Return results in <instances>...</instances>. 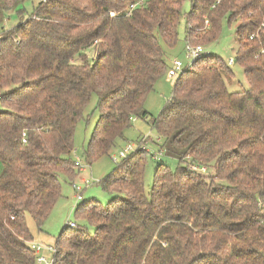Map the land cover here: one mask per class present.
Wrapping results in <instances>:
<instances>
[{"label":"trees","instance_id":"trees-1","mask_svg":"<svg viewBox=\"0 0 264 264\" xmlns=\"http://www.w3.org/2000/svg\"><path fill=\"white\" fill-rule=\"evenodd\" d=\"M25 1L0 0V264L37 262L26 217L41 230L59 174L76 178L75 128L93 95L89 165L140 118L178 166L157 164L146 191L144 149L116 163L99 180L116 196L76 209L90 228L66 224L53 264H264V0H191L185 41L238 23L234 63L248 87L228 90L232 71L207 55L149 120L143 104L167 71L163 46L177 43L185 0H145L130 14L134 0H40L29 13ZM12 12L19 22L4 29Z\"/></svg>","mask_w":264,"mask_h":264},{"label":"rangeland","instance_id":"rangeland-1","mask_svg":"<svg viewBox=\"0 0 264 264\" xmlns=\"http://www.w3.org/2000/svg\"><path fill=\"white\" fill-rule=\"evenodd\" d=\"M40 0H27L22 5L29 13L33 6L37 5ZM191 0H185L182 7V17L178 24V39L173 48L163 46L165 51V60L167 66H171L173 60H179L183 65L186 64V55L184 46L186 43L187 23L185 15L189 11ZM19 19L12 12L8 18L3 22L4 29L10 28L17 24ZM238 23H233L230 26L224 21L221 25L219 36L206 43V41L199 42L203 46L204 51L208 55L217 56L223 60L233 73V77H224L225 84L230 91H242L248 87V82L243 74V69L236 63L228 64L229 59L234 60L235 51L237 49V35L235 32ZM176 77L170 78L165 72L156 81L153 90L146 97L143 108L148 113V120L152 117L158 116L161 111L167 106L171 97L173 83ZM97 97L92 96L87 108L84 112V118L78 121L74 133V152L72 154L73 160L79 161L84 167L83 171H78L76 178L69 179L65 174H59L60 180V196L54 204L52 210L44 221L41 230H37L33 219L30 216L26 217V224L33 236L30 244H42L43 250L41 254L47 259L54 255L52 250L48 249V245L54 248V240L58 234L63 230L68 222H75L78 227L90 228L88 223L83 219H78L75 216L76 209L82 204H88L92 201H98L102 204L108 202L112 197L116 196L113 193L104 192L99 185V180L103 177L113 173L116 163L123 158L120 157L119 152L125 151L127 143L133 145V150L138 146L140 140L144 138L142 145L148 153L146 159V168L144 174V187L147 191L152 183V177L155 172V167L159 163L166 164L171 171H175L178 166V161L174 157L167 156L161 148H159L161 139L157 132L151 127L150 121L145 119L133 118L131 126L123 131L122 137L115 140V147L108 155H104L92 162L90 165L83 157L82 150L88 144L90 136L94 131L95 122L98 117L95 108ZM132 151L125 153V158L131 155ZM205 175H211L213 168H202L198 170ZM81 179H86L88 184L81 183ZM72 183L80 185L81 199L77 198V192L74 190ZM71 230V229H69ZM35 264H46L36 262Z\"/></svg>","mask_w":264,"mask_h":264},{"label":"built area","instance_id":"built-area-1","mask_svg":"<svg viewBox=\"0 0 264 264\" xmlns=\"http://www.w3.org/2000/svg\"><path fill=\"white\" fill-rule=\"evenodd\" d=\"M145 3V0H134L132 2H130L126 8L125 11L127 14H130L133 9L143 5ZM114 12H110V15H113ZM206 24L207 21L205 20ZM250 38H252V36H250ZM184 50H185V55H186V64L183 65L179 60H173L171 63V66H169L167 68V75L172 78V77H178L180 76L182 73L187 72V71H192L194 69L195 63L196 61H198L199 59H201L204 56H207L208 53L204 51V48L202 45L200 44H190L188 41H186L185 46H184ZM234 60L233 59H229L228 60V64H233ZM145 139L142 138L138 144L137 147H135V149L137 148H141V149H145V147L142 145L143 141ZM133 145L130 143H127L125 151L119 152L120 157H125V153L129 152V151H134L133 149ZM76 165V168L78 169V171H83L84 167L80 164L79 161H75L74 162ZM81 183H85L88 184V181H86V179H81ZM72 186L74 188V190L77 192V198L81 199V186L80 185H76L74 183H72ZM68 226L69 227H75L76 223L75 222H68ZM31 249L36 253L37 257H36V261L39 263H46V264H53V256L50 258H46L45 256H43L41 254V251L43 250V245L42 244H31ZM48 249L52 250L53 253H55V248H52V246L48 245Z\"/></svg>","mask_w":264,"mask_h":264}]
</instances>
